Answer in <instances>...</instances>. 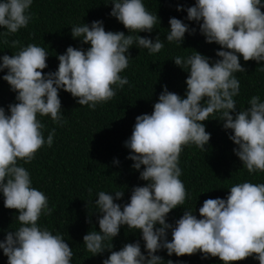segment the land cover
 <instances>
[{"label": "clouds", "instance_id": "clouds-1", "mask_svg": "<svg viewBox=\"0 0 264 264\" xmlns=\"http://www.w3.org/2000/svg\"><path fill=\"white\" fill-rule=\"evenodd\" d=\"M32 3L33 0H0V29L4 30L0 35L15 34L26 27ZM109 3V16L129 34L105 31L101 20L72 24L71 37L88 47L68 46L63 54L56 55L55 71L42 74L49 51L36 44L29 43L10 56H0V71L6 70L0 79L15 93V103L7 105V113L0 107V196L4 208L16 211L14 219L18 222V227L6 231L0 240L6 264L72 261L73 251L62 235L38 223L53 209L45 193L33 187L30 173L23 166L33 160L37 150L53 144L55 128L45 136V126L38 117L47 116L56 125L64 123L58 91L69 93L79 106L94 110L128 83L120 73L128 67V50L133 45L152 55L161 51L164 41L180 47L186 32H196L182 20L170 17L163 41L159 35L154 39L141 37L137 33H150L159 23L156 13L146 9L144 0ZM261 9L264 0H194L192 6L183 9L186 20L198 24L205 43L219 45L217 59L193 50L187 56H174L171 61L187 72L183 98L162 85L151 113L135 117L124 147L129 150L126 159L132 161L131 168L146 183L131 189L127 203L114 202L121 200L123 190L96 193L93 203L99 231L92 229L84 234L82 245L92 256L107 250L109 255L101 264H174L154 254L161 249L169 257L198 252L202 259L216 257L221 264L249 257L264 264V183L244 180L232 184L225 198L205 199L197 218L193 208L183 207L190 195L180 179L179 166L185 146L195 145L205 152L210 133L203 122L216 117L213 119L221 121L226 132L230 130L228 139L236 146L233 153L247 173L264 172V99L252 95L242 109L234 100L240 92L235 74L245 71L239 58L264 62ZM176 11H181L180 5ZM17 44L16 40L10 42L13 48ZM177 207L185 210L173 226L166 217ZM124 226L139 232L144 253L139 241L112 251L111 241ZM169 230L170 241L166 238Z\"/></svg>", "mask_w": 264, "mask_h": 264}, {"label": "trees", "instance_id": "trees-1", "mask_svg": "<svg viewBox=\"0 0 264 264\" xmlns=\"http://www.w3.org/2000/svg\"><path fill=\"white\" fill-rule=\"evenodd\" d=\"M110 0H33L29 8L31 20L28 25L15 34L0 35V56L14 54L20 46L29 43L41 46L48 52L47 67L43 72L55 71L58 66L56 55L63 54L68 46L84 48L73 39L70 33L72 24H90L94 20L103 21L105 31H121L128 35L115 18L109 16ZM108 3V4H107ZM146 9L156 13L159 23L150 33L140 32L137 35L154 39L159 35L161 41L169 27L168 20L174 17L187 23L189 28H195L192 35L185 33L180 47L175 43L164 41L160 52L149 55L146 49L130 48L128 67L120 75L126 76L128 83L116 91V95L106 103L97 104L94 110L86 105L79 106L75 98L63 90L58 91L61 101L63 125L53 124L47 116L38 117L44 124V135L55 128L53 144L37 150L34 158L23 166L29 171L33 187L45 193L51 215L41 216L38 223L52 233H60L73 251L71 264H101L109 252L93 254L86 251L82 237L89 230L99 231L98 213L94 212V200L98 191L112 192L123 190L121 200L116 203H127L131 189L143 186L139 172L131 168L132 161L126 159L129 150L124 147V141L131 135L135 117L140 114H150L152 105L157 101L161 86L183 98L186 89L187 72L177 67L171 59L174 56H187L196 51L212 60L217 59L215 52L219 45L205 43L199 34V26L186 20L183 9L192 6L194 0H144ZM181 11H176V6ZM264 12V9H261ZM0 29V32H3ZM7 40L9 43H5ZM12 40L18 41L15 48L10 46ZM239 63L244 68L243 73L235 75L240 81V92L234 97L238 109L246 108L252 95L264 99V62L243 61ZM6 70L0 71V77ZM15 103V93L9 85L0 79V107ZM210 117L204 121L206 132L210 139L205 146V152L188 145L179 156V166L186 193L183 207L193 208V214L199 218L198 209L208 198H225L227 189L235 183L248 180L253 183H264V172L249 175L239 159L234 155L236 147L229 139L230 130L222 128V122ZM118 163L113 164V160ZM22 164V161H18ZM143 170V166H141ZM119 188V189H117ZM91 189V192H89ZM177 207L167 214L166 222L173 225L185 210ZM16 211L3 206L0 196V240L6 231L15 230L18 222L14 219ZM171 240V232L166 237ZM139 241L141 252L144 253L143 241L139 232H131L126 226L121 227L118 235L111 241L112 251L119 250L124 244ZM110 243V241L108 242ZM163 261L171 259L174 264H221L218 258L202 259L197 252L190 256L169 257L161 249L154 253ZM7 258L0 252V264H6ZM234 264H258L251 257Z\"/></svg>", "mask_w": 264, "mask_h": 264}]
</instances>
